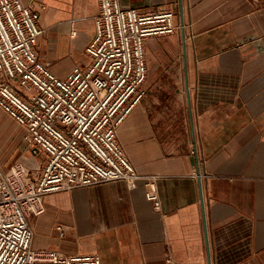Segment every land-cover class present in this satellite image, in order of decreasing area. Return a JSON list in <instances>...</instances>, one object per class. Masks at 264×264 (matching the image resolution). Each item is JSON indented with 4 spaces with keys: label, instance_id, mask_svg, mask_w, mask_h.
Here are the masks:
<instances>
[{
    "label": "crops",
    "instance_id": "0c3cea01",
    "mask_svg": "<svg viewBox=\"0 0 264 264\" xmlns=\"http://www.w3.org/2000/svg\"><path fill=\"white\" fill-rule=\"evenodd\" d=\"M22 1L45 7L36 48L54 74L89 62L99 0ZM120 2L171 9L180 26L146 39L145 96L117 132L138 173L157 176L161 208L143 179L48 194L30 218L34 248L102 264H264V0ZM31 155L40 173L45 157Z\"/></svg>",
    "mask_w": 264,
    "mask_h": 264
},
{
    "label": "built area",
    "instance_id": "2783aa9c",
    "mask_svg": "<svg viewBox=\"0 0 264 264\" xmlns=\"http://www.w3.org/2000/svg\"><path fill=\"white\" fill-rule=\"evenodd\" d=\"M43 8L0 0V110L26 130L31 151L45 157L40 173L20 160L8 171L0 166V264H102L97 253L34 248L30 218L45 212L48 194L117 180L130 189L145 180L147 199L161 208L157 176L138 173L117 132L145 96L146 39L180 26L171 9L141 13L120 0H99L90 60L61 78L36 48Z\"/></svg>",
    "mask_w": 264,
    "mask_h": 264
},
{
    "label": "rangeland",
    "instance_id": "374dc122",
    "mask_svg": "<svg viewBox=\"0 0 264 264\" xmlns=\"http://www.w3.org/2000/svg\"><path fill=\"white\" fill-rule=\"evenodd\" d=\"M25 134L26 130L20 124L0 110V166L3 170L8 171L16 160L27 161L30 167L34 162L42 160V156L31 155Z\"/></svg>",
    "mask_w": 264,
    "mask_h": 264
}]
</instances>
